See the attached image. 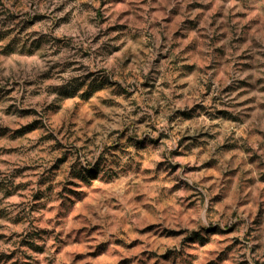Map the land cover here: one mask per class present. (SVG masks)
Here are the masks:
<instances>
[{
  "label": "clouds",
  "instance_id": "obj_1",
  "mask_svg": "<svg viewBox=\"0 0 264 264\" xmlns=\"http://www.w3.org/2000/svg\"><path fill=\"white\" fill-rule=\"evenodd\" d=\"M61 2L44 0L33 14L36 11L51 14ZM184 2L156 0L153 5L152 0H147L149 8L155 7L158 12H167L169 7L177 5L183 9ZM0 4L8 9L12 7L11 0H0ZM99 4L100 0H74L67 5L80 17L78 31L74 33L78 39L72 48L61 49L55 55L52 53L56 49L50 47L43 56V64L56 67L52 78L42 83L25 84V81L37 78L25 74V70L31 72L33 65L24 59L27 52L22 51L25 48L23 40L7 51L4 49L11 37L0 40V88H11L13 81L16 82L18 93L14 103L18 107L36 109L48 124L47 131L54 135L64 156L56 164L59 153L47 142L37 143L34 138L7 140L0 143V180L10 179L15 185L19 178L13 177L14 170L38 166L47 175L46 170L56 164L59 171L50 178L52 187L48 202L63 199L67 211L61 210V223L55 235L63 233L60 238H67L75 227L68 218L69 214L78 203H82L87 214L80 216L79 220L93 226L98 232L97 238L108 242L106 247L112 254H118L113 245L122 234L127 235L126 225H131L133 231H141L143 226L157 236L168 235V229L173 225L183 230L184 235H192V230L196 229L200 236H204L212 225L232 227L240 217L218 219L216 203L233 192V185L225 179L221 196L214 198L220 185L209 187L207 180L191 177L188 174L191 160L185 165L177 157L181 147L188 148L187 138L199 140L202 133L208 132L219 133L225 138L229 135L223 122L217 119L216 110L221 106L217 101L223 97L226 85L238 89L240 81H247L249 87L245 99L248 103L240 106V97L232 95L228 96V101L233 118L243 120L248 133L246 138H240L233 129L235 142L245 151L256 154L255 166L245 173L236 190L237 195L241 200L253 198L246 193L256 181L248 180V176L255 177L257 173L264 176V0H227L224 10L226 24L221 30L230 38L221 37L215 28L204 25L197 30L190 50L193 55L188 57L184 56L185 41L177 39L169 25L152 12L145 14L144 0H126L128 10L138 15L141 23L123 33L120 40L111 39L105 24L92 10L105 12L106 9L100 8ZM82 5H91V8L85 11ZM3 19L0 17V31L14 27L4 25ZM116 45L121 49L127 47V51L117 55ZM241 54L251 58L250 64L255 65L253 70L243 68L239 60ZM194 56L203 60V66L197 64L195 68L198 73L195 77L192 76L193 70L185 67L187 60ZM34 65H41V61L34 60ZM221 69L225 75L218 80ZM46 70L42 67V71ZM93 79L102 82L106 91L100 92L95 86L85 89L84 86ZM50 85H63L61 91L70 96L87 90L84 101L90 109L91 119L82 118L80 110L84 104L74 102L72 107L64 108L63 126H58L43 111L45 106L54 102L56 106L64 107L63 96L58 97L50 90ZM34 90L41 94L33 97ZM21 95L25 96L23 101ZM7 107V103L0 104V114ZM2 123L15 129L23 122L13 116L5 117ZM182 138L183 144L180 143ZM221 143L222 140H216L208 147L216 153L219 170L224 172L232 165L227 163L226 154L216 151ZM184 154L191 156L196 152L188 149ZM173 182L175 187H169ZM74 188L81 191H73L75 199H70L65 192ZM31 190L35 191V186ZM189 192L194 194L182 195ZM91 193L99 195L91 197ZM0 199H3L2 192ZM27 200V204L20 207L15 200H5L0 207L9 208L14 216L21 207L31 206L30 197ZM172 202L181 205L183 211L177 214ZM189 209L193 211L189 213ZM146 213L158 223L150 224ZM46 214L40 211L30 216L44 217ZM186 214L187 221L184 219ZM52 223L55 225L57 221ZM257 223L259 227L254 226L246 239L244 233L248 228L242 229L243 243L237 250L234 264H241V260L245 264H264V217ZM246 224H251V220L247 219ZM75 235L73 232V237ZM80 236L83 242L90 239L92 233L86 230ZM19 239L23 237L12 241L16 248H20ZM68 242L71 243V239ZM176 247L179 251L180 246ZM9 250L8 247L3 249ZM24 251L26 249L20 248L15 259L23 262L21 253ZM47 256V260L41 256H36V260L39 264H48V261L59 264L51 250Z\"/></svg>",
  "mask_w": 264,
  "mask_h": 264
},
{
  "label": "rangeland",
  "instance_id": "obj_2",
  "mask_svg": "<svg viewBox=\"0 0 264 264\" xmlns=\"http://www.w3.org/2000/svg\"><path fill=\"white\" fill-rule=\"evenodd\" d=\"M73 2L74 0H62L51 14L46 11H36L33 14L38 5L44 3V0H11V9L4 8L0 4V17L4 18L2 23L14 25V27L0 31V40L11 37L4 51L23 40L25 48L22 51L27 52L24 59L33 65L31 72L25 70V74L35 75L37 79L25 81L27 86H31L32 83L39 84L45 79L52 78L53 68L56 66L43 64V56L48 53L50 47L56 49V52L52 53L55 55L61 49L72 48L78 39L74 33L78 31L79 14L75 9L67 7L69 3ZM155 2L156 0H152L153 5ZM226 4L227 0H207V2L204 0H185L183 9L177 5V7H169L167 12H158L155 7L149 8L147 0H144L143 10L145 14L152 12L169 25L172 34L177 39L185 41L184 56L188 57L193 55L190 50L193 49L198 34L197 30L202 26L207 25L209 28H215L220 32L221 37H228V34L221 30L226 24L224 12ZM82 7L87 11L91 5H82ZM99 7L106 9V11L92 10L97 12L101 23L105 24L106 33L111 34L112 40H120L123 33L133 25L141 23L139 16L133 15L128 10L126 0H100ZM109 20L111 23L108 22ZM89 24L95 26L90 21ZM52 32L58 34L51 35ZM201 38L203 39V37ZM214 39L216 38L214 37ZM116 47L117 55H123L127 51V47L123 49L119 48L118 45ZM250 59L243 54L239 57L241 65L248 71L255 67V65L250 64ZM34 60H40L41 65H34ZM197 64L203 66V60L199 56H194L185 64L187 69L193 70V77L198 75L195 72ZM42 67L47 70L42 71ZM224 67L230 70L228 65ZM224 75V70L221 69L217 79L223 78ZM239 84L238 89L233 88L231 84L226 85L223 97L217 101L221 105L216 110L217 119L223 122L224 130L229 135L225 138L219 133L208 132L202 133L199 140L187 138L188 148L181 147L177 159L183 161L185 165H188L189 160H191L188 172L191 177L207 180L209 187L220 185L216 188L214 198L221 196L224 181L227 179L233 185L234 190L230 195L217 200L216 211L219 213L217 218H240L230 228H219L218 225H212L204 236H200L196 229L192 230V235H184L183 230L177 229L174 225L168 229V235L162 236L147 231L143 226L141 231H133L131 225H126L127 235L122 234L113 245L118 254H112L109 251L106 247L107 241L97 238L98 232L93 230V226L79 220L80 216L87 214V209L83 207L82 203H78L69 214L68 218L73 221L75 227L68 233L67 238L63 240L60 238L64 235L63 233L55 235L61 223V210L64 209V203L63 199L49 203L48 193L52 187L50 178L54 172L59 171L56 164L64 159L63 150L54 135L47 131L48 124L45 119L40 118L36 109L18 107L14 103L18 93V85L15 81H13L11 88H0V104H8V107L3 109L2 114H0V143L7 140L24 141L34 138L37 143H49L50 147L59 153L56 157V164L46 170L47 175L38 166L29 165L14 170L13 177L19 178V182L15 185L10 179L0 180V192L3 193L0 204H3L5 200H15L18 202L17 207H20L21 204H27V198L30 197L31 199V206L21 207V210L16 212L14 216L9 208L0 207V264H39L36 256L44 257L47 260V254L50 250L59 264H145L146 260L147 264H234L238 254L237 250L243 243L241 240L242 229L248 228V232L244 233L246 239L254 230V226L259 227L257 222L264 217V199H261L264 197V176L259 173L255 177L248 176V180L255 179L256 181L254 185H250L249 192L246 193V195H252V199L241 200L236 191L242 184L245 173L249 172L256 162L255 153L245 151L239 143L235 142L236 133L239 134L240 138L248 136L243 126V120L233 118V109L228 101V96L232 95L240 97V106L248 103L245 96L249 85L247 81H240ZM93 86L100 92L106 91L102 87V82H97L94 79L89 80L84 87L89 89ZM63 88V85H50V90L55 91L58 97L63 96L65 103L63 108L56 106L55 102L45 106L43 111L46 116H50L58 126L62 127L65 117L64 108L72 107L75 102L76 104H84L80 110L81 117L87 116L88 119H91L90 109L87 102L84 101L87 90L80 95L70 96L61 91ZM205 91L207 92V89ZM40 94L38 90L31 93L33 97ZM20 99L23 101L25 96L21 95ZM213 99L215 100V97ZM13 116L23 122L15 129H11L2 123L5 117ZM233 129L236 130V133H233ZM216 140H222L216 151L226 154L228 156L227 163L232 165L224 172L219 170V162L215 159L216 153L208 147ZM180 143H184L183 138ZM188 149H192L196 154L185 155L184 153ZM6 154L14 155L15 153L6 152ZM66 163L67 161H65ZM33 186H35V191L31 190ZM169 187H175V182ZM60 191H64V189ZM73 191L79 192L81 189L74 188L72 191H66L65 195L70 199H75ZM193 194L192 192L182 193V195ZM98 195V193H91V197H98ZM172 203L177 214L183 211L181 205ZM40 211H45L47 214L44 217L30 216L31 213ZM64 211L67 210L64 209ZM192 211L189 209V213ZM145 215L150 224L158 223L151 214L146 213ZM184 219L187 221V214ZM247 219L251 220V224H246ZM53 220L57 221L55 225L52 223ZM26 225L27 227H25ZM9 229L13 230L9 231ZM86 230L91 232L92 236L90 239L81 242L80 234ZM73 232L76 234L75 237H73ZM19 237H23V239L18 240L20 248L26 249L21 253L23 262L15 259L20 248H16L12 243L14 238ZM69 239H71V243L68 242ZM177 245L180 246L179 251ZM185 246L187 247L186 253ZM6 247L10 250L3 251ZM48 264H53V262L48 261ZM241 264H245V262L241 260Z\"/></svg>",
  "mask_w": 264,
  "mask_h": 264
}]
</instances>
